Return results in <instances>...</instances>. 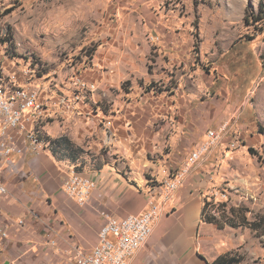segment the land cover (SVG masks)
Listing matches in <instances>:
<instances>
[{
  "label": "rangeland",
  "instance_id": "rangeland-1",
  "mask_svg": "<svg viewBox=\"0 0 264 264\" xmlns=\"http://www.w3.org/2000/svg\"><path fill=\"white\" fill-rule=\"evenodd\" d=\"M259 12L264 14V0H0V61L9 74L19 64L30 67L33 76H21L19 84L41 90L44 132L52 140L64 134L63 122L75 112L64 109L71 97L84 95L81 103L91 107L66 133L74 144L77 136L82 139V172L94 174L98 165L118 158L112 151L115 128L107 122L121 104L152 87L166 92L198 82L207 99L235 107L233 117L210 129L226 126L221 142L169 196L153 237V264H203L195 248L203 258L233 251L241 264H264V20L257 21ZM163 36H174L166 42L170 48L159 40ZM120 64L126 73L114 83ZM82 84L96 90L81 91ZM196 149L175 171L163 164L141 172L132 190L144 209L162 200L163 185ZM157 155L150 159L156 166ZM96 196L105 199L100 189ZM206 197L217 223L200 218Z\"/></svg>",
  "mask_w": 264,
  "mask_h": 264
},
{
  "label": "crops",
  "instance_id": "crops-1",
  "mask_svg": "<svg viewBox=\"0 0 264 264\" xmlns=\"http://www.w3.org/2000/svg\"><path fill=\"white\" fill-rule=\"evenodd\" d=\"M172 37L163 36L159 40L170 48L166 42H171ZM115 68L114 72L121 73L113 81L118 83L126 70L122 64ZM167 91L152 87L129 105L121 104L111 119L117 137L112 151L118 158L104 161L94 174L82 172L83 162L79 161V152L84 147L82 139L77 136L79 142L74 144L66 134L79 117L91 111L85 103L71 113L73 119L63 122L64 134L57 137L67 138L69 141H64V145L71 143L76 154L63 147L59 153L68 154L59 158L54 147L45 142L46 148L39 155L28 151L22 157L13 156L10 162L0 159L5 165L3 182L8 189V194L0 198V230L7 233L3 238L0 232V264H78L74 258L76 248L90 252L99 244V232L105 222L103 211L122 218L143 214L148 209H144L142 198L132 190L136 189L132 186L134 182L142 180L143 170H159L164 168L163 164L177 170L183 158L205 140L208 130L220 127L234 115L231 103L207 99L198 82L185 87L181 83ZM38 129L43 137L50 138L44 132H48V127L42 125ZM151 155H157L160 165L152 164ZM127 166L130 169L125 171ZM72 172L96 179L105 199L101 201L94 195L89 204L82 206L70 198L64 182ZM159 225L158 220L152 237L133 255L131 264H153L152 254L157 248L153 237ZM183 243L191 248L190 239L185 238ZM195 250L203 264L225 253L209 259Z\"/></svg>",
  "mask_w": 264,
  "mask_h": 264
},
{
  "label": "built area",
  "instance_id": "built-area-1",
  "mask_svg": "<svg viewBox=\"0 0 264 264\" xmlns=\"http://www.w3.org/2000/svg\"><path fill=\"white\" fill-rule=\"evenodd\" d=\"M19 66V70L9 74L5 72L0 61V159L9 162L13 156L22 157L28 151L39 155L46 148L41 131L38 129L46 119L43 94L39 88L19 84L21 76L24 79H31L33 76L30 67L24 64ZM86 88V84L81 85V91ZM87 89L95 91L96 87L90 85ZM85 99L84 95L77 94L64 102V109L73 112ZM107 124L110 127L111 121ZM225 128L226 126H223L216 131L208 132V140L192 152L183 170L163 185L162 193L165 196L162 200L159 203L151 202L150 207L143 214L117 218L103 211L101 214L105 222L99 232V244L90 252L76 248L74 258L77 263L131 264L133 255L152 237L169 196L180 188L191 169L202 162L211 148L221 142ZM4 168V163H0V198L8 194L3 182ZM64 189L70 198L86 206L97 194L99 185L91 176L72 172L64 182ZM156 192L157 190H154V194ZM98 197L101 195L99 194ZM0 232L3 238L7 237L5 231L0 230Z\"/></svg>",
  "mask_w": 264,
  "mask_h": 264
},
{
  "label": "trees",
  "instance_id": "trees-1",
  "mask_svg": "<svg viewBox=\"0 0 264 264\" xmlns=\"http://www.w3.org/2000/svg\"><path fill=\"white\" fill-rule=\"evenodd\" d=\"M264 20V14L262 12H259L258 16V22ZM10 36V35H9ZM43 142L49 143L52 147L55 149V154H59V148L63 149V147H66V150L73 152L76 154L75 149L73 145L70 143V146H65L64 141L68 142L69 140L67 138H60L56 140H52L48 137H42ZM73 149V150H72ZM65 154V152H63ZM72 153V154H73ZM212 207V202L209 201V197H206L204 199V205L202 208L201 217L204 219L207 217L208 222L210 223H217V219L213 214H209V209ZM232 227H237L236 224L232 225ZM224 227V225H221V228ZM242 258L240 256H237L233 251L225 253L217 257L212 262H208V264H241Z\"/></svg>",
  "mask_w": 264,
  "mask_h": 264
},
{
  "label": "water",
  "instance_id": "water-1",
  "mask_svg": "<svg viewBox=\"0 0 264 264\" xmlns=\"http://www.w3.org/2000/svg\"><path fill=\"white\" fill-rule=\"evenodd\" d=\"M6 264H8V263H6Z\"/></svg>",
  "mask_w": 264,
  "mask_h": 264
}]
</instances>
